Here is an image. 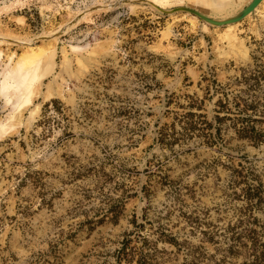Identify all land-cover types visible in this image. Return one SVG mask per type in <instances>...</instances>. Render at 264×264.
<instances>
[{"label":"rangeland","instance_id":"rangeland-1","mask_svg":"<svg viewBox=\"0 0 264 264\" xmlns=\"http://www.w3.org/2000/svg\"><path fill=\"white\" fill-rule=\"evenodd\" d=\"M150 1L224 19L251 0ZM150 1L0 0V264H115L146 208L153 227L216 254L201 230L240 217L232 169L264 174V145L234 132L222 147L155 138L165 123L182 131L187 95L264 64V1L222 27ZM159 247L183 263L186 251Z\"/></svg>","mask_w":264,"mask_h":264},{"label":"trees","instance_id":"trees-1","mask_svg":"<svg viewBox=\"0 0 264 264\" xmlns=\"http://www.w3.org/2000/svg\"><path fill=\"white\" fill-rule=\"evenodd\" d=\"M214 97L213 114L209 116L205 100ZM186 98L187 103L182 104V116L178 120L182 131L177 130V121L160 126L155 138L160 145L172 147L178 142L184 144L196 139L207 147H222L228 142L230 132L253 146L264 145L263 63L243 69L241 75L226 84L213 78L205 87L203 98L196 95H187ZM231 176V188L242 187L240 196L235 193L245 203L240 209V217L226 227L211 224L209 230H201L203 241L216 245L217 253L222 252L220 257L217 253L208 255L201 245L190 247L186 241L181 244L164 224L153 227L154 222L149 219L146 208L142 221H138L136 215L131 220L133 228L124 233L114 252L115 264H166L169 251L160 248V243L186 251L182 264H234L232 261L240 256L243 257L240 264H264V221L255 216L256 211L264 210V174L258 173L252 165L241 163L232 169ZM117 219L116 213L112 220ZM192 223L198 228L202 220L195 217Z\"/></svg>","mask_w":264,"mask_h":264},{"label":"water","instance_id":"water-1","mask_svg":"<svg viewBox=\"0 0 264 264\" xmlns=\"http://www.w3.org/2000/svg\"><path fill=\"white\" fill-rule=\"evenodd\" d=\"M263 0H251L243 9H241L237 14L234 16L224 18V19H216L212 18L210 16H207L206 14L202 13L201 11L187 7V6H178L173 9H165L162 8L158 5H155L160 11L167 13V14H173L176 12H188L190 14H193L194 16L198 17L199 19L203 20L204 22L217 26V27H222V26H227L231 24H236L241 21H243L247 16L250 14L254 13V11L257 9V7L262 3Z\"/></svg>","mask_w":264,"mask_h":264},{"label":"bare ground","instance_id":"bare-ground-1","mask_svg":"<svg viewBox=\"0 0 264 264\" xmlns=\"http://www.w3.org/2000/svg\"><path fill=\"white\" fill-rule=\"evenodd\" d=\"M150 1V0H149ZM264 1V0H263ZM262 1V2H263ZM152 2V1H150ZM153 4L157 5L156 3L152 2ZM159 6V5H158ZM162 7V6H160ZM163 8V7H162ZM258 8V7H257ZM237 24V23H236ZM232 25H235V24H231V25H228V26H232ZM32 94L31 93H27L26 97H25V102L28 103L30 101V98H31ZM32 99V98H31ZM33 102V101H32Z\"/></svg>","mask_w":264,"mask_h":264}]
</instances>
